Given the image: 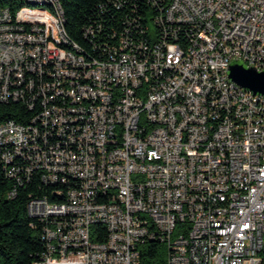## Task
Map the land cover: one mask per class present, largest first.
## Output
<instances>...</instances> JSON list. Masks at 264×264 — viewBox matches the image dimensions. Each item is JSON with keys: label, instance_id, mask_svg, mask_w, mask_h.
<instances>
[{"label": "built area", "instance_id": "built-area-1", "mask_svg": "<svg viewBox=\"0 0 264 264\" xmlns=\"http://www.w3.org/2000/svg\"><path fill=\"white\" fill-rule=\"evenodd\" d=\"M24 1L0 6V103L31 115L0 123V163L64 197L27 202L33 264H141L149 241L165 264H260L264 95L227 73L264 70V0H166L152 42L131 22L100 58L68 43L60 0Z\"/></svg>", "mask_w": 264, "mask_h": 264}, {"label": "trees", "instance_id": "trees-1", "mask_svg": "<svg viewBox=\"0 0 264 264\" xmlns=\"http://www.w3.org/2000/svg\"><path fill=\"white\" fill-rule=\"evenodd\" d=\"M165 1L60 0L68 43L78 46L80 53L89 58H100L117 44L120 33L131 31L127 26L131 22L139 23L142 29L130 33L132 39L152 42L157 36L153 16ZM24 4V0H0V6L12 12ZM29 115L31 113L21 101L0 103V123L7 120L26 123ZM3 167L0 163V264H33L46 251L42 240L44 222L27 214V202L43 196L50 202H61L64 197L54 194L62 185L43 184L37 172L19 184ZM98 229L100 236H93V240L102 241L105 229L103 226ZM140 251L141 264H165L167 248L164 243L149 241ZM260 255V264H264V250Z\"/></svg>", "mask_w": 264, "mask_h": 264}, {"label": "water", "instance_id": "water-1", "mask_svg": "<svg viewBox=\"0 0 264 264\" xmlns=\"http://www.w3.org/2000/svg\"><path fill=\"white\" fill-rule=\"evenodd\" d=\"M228 77L231 81L253 93L264 95V70L244 66L239 61H233L228 66Z\"/></svg>", "mask_w": 264, "mask_h": 264}]
</instances>
